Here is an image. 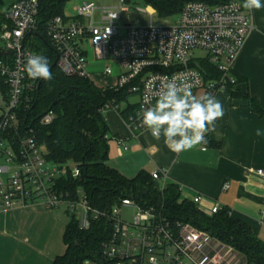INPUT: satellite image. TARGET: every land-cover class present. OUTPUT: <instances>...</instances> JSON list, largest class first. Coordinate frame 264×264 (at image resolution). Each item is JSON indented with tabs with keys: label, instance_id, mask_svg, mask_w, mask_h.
<instances>
[{
	"label": "built area",
	"instance_id": "obj_1",
	"mask_svg": "<svg viewBox=\"0 0 264 264\" xmlns=\"http://www.w3.org/2000/svg\"><path fill=\"white\" fill-rule=\"evenodd\" d=\"M40 3L41 0H17L0 12V52L6 54L0 59V76L8 87V99L0 107V212L31 205L63 209L76 218L83 231L95 221H103L111 226L110 237L101 249L108 264H247L240 253L207 232L189 224H171L163 207H144L124 198L110 210H98L81 189L70 193L59 188L61 179L78 178L80 170L48 161L35 136L19 131L24 90L37 86V80L24 71V63L29 53L36 54L30 38L39 27ZM242 3L243 0L218 5L188 2L175 22L168 25H155L157 12L148 6L150 25L131 27L121 25L122 7H99L93 0H84L74 8V14L52 17L44 32L57 55L56 67L65 76L91 81L87 45L98 61L117 63L122 72L111 89L127 88L139 99L125 120L135 135L145 129L136 113L142 105L155 104L157 93L168 80L175 78L177 83L187 84L195 96L200 90L213 96L218 90L227 91L229 85L235 87L233 66L255 28L253 11L245 10ZM206 65L219 77L205 80ZM103 75L112 76L113 69L106 67ZM110 110L120 113V106H107L104 113ZM52 121L50 112L41 123L48 125ZM118 142L127 150L122 141ZM251 172L264 180V169ZM149 174L164 190L166 169ZM204 200L202 196L192 200L202 213L212 216L222 210L217 203L204 210ZM124 208L133 210L131 222L123 219Z\"/></svg>",
	"mask_w": 264,
	"mask_h": 264
},
{
	"label": "crops",
	"instance_id": "obj_2",
	"mask_svg": "<svg viewBox=\"0 0 264 264\" xmlns=\"http://www.w3.org/2000/svg\"><path fill=\"white\" fill-rule=\"evenodd\" d=\"M16 1L9 0L0 12ZM253 24L254 31L233 66L232 76L237 81L234 89L255 99L264 111V9L253 10ZM86 51L91 81L99 89L112 88L122 72L117 63L98 61L89 45ZM106 67L113 69L112 76L103 75ZM204 95L203 90L197 93L198 98ZM213 96L222 103L225 112L216 121V132L207 134V145L179 154L170 150L163 137L154 138L148 129L134 135L128 128L127 118L120 114L128 106L136 108L138 97L122 103L120 113L108 111L107 165L127 178L141 171L166 169V185L178 186L182 200L192 202L196 196H202L204 210L217 203L264 243V180L251 172L264 169V114L256 113L248 100L233 98L228 91L218 90ZM257 129L262 135H256ZM67 224L62 211L38 205L1 211L0 264H53L66 252Z\"/></svg>",
	"mask_w": 264,
	"mask_h": 264
},
{
	"label": "trees",
	"instance_id": "obj_3",
	"mask_svg": "<svg viewBox=\"0 0 264 264\" xmlns=\"http://www.w3.org/2000/svg\"><path fill=\"white\" fill-rule=\"evenodd\" d=\"M70 0H41L39 27L30 38L32 50L50 61L52 79L37 80L34 90L25 89L19 110V131L32 133L41 146L45 158L57 165H73L80 170L78 178H64L59 188L70 193L81 189L92 207L110 210L121 199L128 198L144 206L163 207L167 220L189 224L207 232L222 243L240 253L247 264H264V243L250 229L234 221L226 209L208 216L198 210L193 202L182 200L180 188L167 184L161 190L159 182L150 174L141 171L133 178L123 176L107 165L109 157V128L104 109L107 106L127 102L132 94L128 89H99L90 80L63 75L57 67V55L45 36L47 22L56 15H62L65 3ZM126 5L142 2L151 6L161 19L176 17L188 2H204L209 5L225 4L233 0H123ZM5 53L0 52V59ZM206 79L218 78L219 73L205 66ZM0 90L8 99V87L0 76ZM227 91L233 98L248 100L253 110L263 115L258 102L248 94H242L229 85ZM28 101V102H27ZM135 106H128L121 112L123 118L133 113ZM52 112V123H41L44 116ZM111 234V226L95 221L90 229L80 230L74 216H70L64 242L66 252L53 264H108L101 256L104 242Z\"/></svg>",
	"mask_w": 264,
	"mask_h": 264
},
{
	"label": "clouds",
	"instance_id": "obj_4",
	"mask_svg": "<svg viewBox=\"0 0 264 264\" xmlns=\"http://www.w3.org/2000/svg\"><path fill=\"white\" fill-rule=\"evenodd\" d=\"M242 7L253 11L264 9L262 0H243ZM24 71L31 79H52L50 61L42 54L29 53L25 58ZM225 115L222 103L212 95L197 97L187 84L177 83L173 78L162 84L155 104L141 106L136 117L141 126L148 129L157 140L174 153L191 150L208 144L207 134L215 133L216 121ZM256 135H262L260 129Z\"/></svg>",
	"mask_w": 264,
	"mask_h": 264
},
{
	"label": "rangeland",
	"instance_id": "obj_5",
	"mask_svg": "<svg viewBox=\"0 0 264 264\" xmlns=\"http://www.w3.org/2000/svg\"><path fill=\"white\" fill-rule=\"evenodd\" d=\"M83 1L84 0H70L69 2L65 3L62 14L64 13L74 14V8L80 5ZM93 2L99 7H122L123 11L121 14V21H120L121 25H129L131 27H146L150 25L151 17H150V14L147 12L148 6H146L142 2L132 3L130 5L122 4L120 0H93ZM8 3H9V0H0V9L2 7L7 6ZM175 20H176V17H172L169 19H161L158 17V14H157V16L154 17L153 22L155 25H168V24H173ZM198 54H202V53L198 52ZM0 92L2 94L0 95V106H2L4 104L3 101H6V100L3 97L4 94L2 93L1 90ZM1 97L3 99H1ZM57 210L62 211L63 215H65L66 217V220H68L69 222L70 216L67 215L63 209H57ZM132 212L133 210L131 208H124L123 213H122L123 219L128 222H131Z\"/></svg>",
	"mask_w": 264,
	"mask_h": 264
},
{
	"label": "water",
	"instance_id": "obj_6",
	"mask_svg": "<svg viewBox=\"0 0 264 264\" xmlns=\"http://www.w3.org/2000/svg\"><path fill=\"white\" fill-rule=\"evenodd\" d=\"M56 66V63L54 64V66L53 67H55Z\"/></svg>",
	"mask_w": 264,
	"mask_h": 264
}]
</instances>
